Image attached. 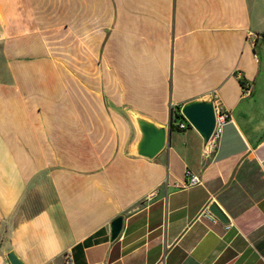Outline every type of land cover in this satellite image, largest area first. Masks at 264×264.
<instances>
[{
  "label": "crops",
  "instance_id": "1",
  "mask_svg": "<svg viewBox=\"0 0 264 264\" xmlns=\"http://www.w3.org/2000/svg\"><path fill=\"white\" fill-rule=\"evenodd\" d=\"M208 97L212 152L172 124ZM127 103L170 127L153 158ZM0 234L27 264H264V0H0Z\"/></svg>",
  "mask_w": 264,
  "mask_h": 264
},
{
  "label": "water",
  "instance_id": "2",
  "mask_svg": "<svg viewBox=\"0 0 264 264\" xmlns=\"http://www.w3.org/2000/svg\"><path fill=\"white\" fill-rule=\"evenodd\" d=\"M135 126L136 136L131 151L148 158L155 157L166 145L170 127L161 123L152 115L141 111L132 104L121 106ZM181 112L192 126L197 128L207 144L216 124V109L214 99L192 98L181 106ZM217 216L224 221H229L226 214L214 202L210 206ZM124 224V215H117L111 221V239H115L121 232ZM7 257L11 264H27L16 250H10Z\"/></svg>",
  "mask_w": 264,
  "mask_h": 264
},
{
  "label": "built area",
  "instance_id": "3",
  "mask_svg": "<svg viewBox=\"0 0 264 264\" xmlns=\"http://www.w3.org/2000/svg\"><path fill=\"white\" fill-rule=\"evenodd\" d=\"M243 88L245 93H251L252 91V83L248 80H244L243 82ZM215 109H216V124L215 128L213 130V133L208 141L207 149L209 152L215 151L216 148L219 145L220 138L223 133V128L225 122L231 117V110L229 108H224L220 102H216L214 100ZM176 110V109H175ZM173 117L176 118V112L173 113ZM175 122L178 123V125L181 128H184L190 124L188 119H175ZM190 181L188 184H195L201 181V178L198 173L191 170L190 172ZM210 210H205V214L208 215ZM2 243V236L0 234V246ZM74 263V255L70 248L66 249L64 251V261L62 264H73ZM0 264H11L7 255L3 254L0 251Z\"/></svg>",
  "mask_w": 264,
  "mask_h": 264
},
{
  "label": "trees",
  "instance_id": "4",
  "mask_svg": "<svg viewBox=\"0 0 264 264\" xmlns=\"http://www.w3.org/2000/svg\"><path fill=\"white\" fill-rule=\"evenodd\" d=\"M243 82H244V80H243ZM181 106L182 105H178L177 109L174 110V112H176V118L173 117V113L174 112L172 113V124H174L175 119H183V118H185L184 115L181 112Z\"/></svg>",
  "mask_w": 264,
  "mask_h": 264
},
{
  "label": "rangeland",
  "instance_id": "5",
  "mask_svg": "<svg viewBox=\"0 0 264 264\" xmlns=\"http://www.w3.org/2000/svg\"><path fill=\"white\" fill-rule=\"evenodd\" d=\"M55 53L61 54L62 52H55ZM122 105H124V104H121V106H122ZM183 119H185V120H186V118H183Z\"/></svg>",
  "mask_w": 264,
  "mask_h": 264
}]
</instances>
